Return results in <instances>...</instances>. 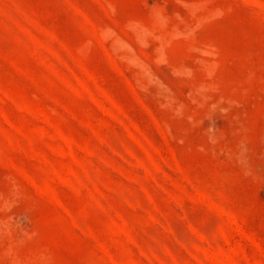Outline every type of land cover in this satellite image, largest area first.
<instances>
[{"label": "rangeland", "instance_id": "374dc122", "mask_svg": "<svg viewBox=\"0 0 264 264\" xmlns=\"http://www.w3.org/2000/svg\"><path fill=\"white\" fill-rule=\"evenodd\" d=\"M0 264H264V0H0Z\"/></svg>", "mask_w": 264, "mask_h": 264}]
</instances>
